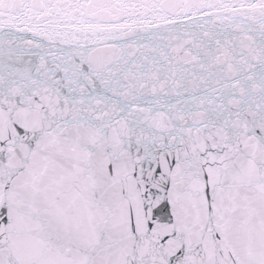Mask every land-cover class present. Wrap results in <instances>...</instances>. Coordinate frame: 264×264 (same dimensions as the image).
I'll list each match as a JSON object with an SVG mask.
<instances>
[{"label": "water", "instance_id": "1", "mask_svg": "<svg viewBox=\"0 0 264 264\" xmlns=\"http://www.w3.org/2000/svg\"><path fill=\"white\" fill-rule=\"evenodd\" d=\"M0 264H264V0H0Z\"/></svg>", "mask_w": 264, "mask_h": 264}]
</instances>
